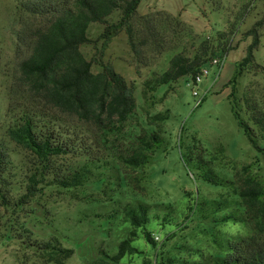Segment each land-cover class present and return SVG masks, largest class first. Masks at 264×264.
Masks as SVG:
<instances>
[{
    "label": "rangeland",
    "instance_id": "obj_1",
    "mask_svg": "<svg viewBox=\"0 0 264 264\" xmlns=\"http://www.w3.org/2000/svg\"><path fill=\"white\" fill-rule=\"evenodd\" d=\"M263 14V0H142L134 19L136 41L139 43L147 36V20L152 21L158 40L149 37L145 45H139V53L134 52L123 31L104 53L100 52L101 45L82 46L88 59H102L135 90L142 119L143 107L147 108L141 96L144 84L164 73L175 55L192 57L205 42L221 50L222 44L229 41L231 50L224 58L222 71L218 74L216 66L209 67L208 77L197 87L191 78L184 77L159 89L158 95L165 96L164 101L148 109L152 115L169 111L170 119L163 127L166 151L156 154L153 165L144 172L133 173L112 160L115 168L103 171L102 183L91 182L73 189L45 187L30 202L15 208L14 204L26 193L25 175L32 156L28 150L10 143L16 175L10 178L9 198L13 205H0V264H53L25 245L28 238L41 243L56 239L64 248L74 249V255L65 264H91L103 251L115 255L120 243L134 232L123 217V208L138 202L152 207L147 230L157 246L148 244L143 229L137 230L132 245L139 254L125 257L126 264H142L146 259L155 262L157 255L179 261L200 260V254L208 257L219 253L212 243L217 231L222 236L243 234L245 228L239 224L216 227L204 217L208 212L203 216L196 208L191 213V206L203 201L209 204L223 191L201 182L195 169L184 161L183 153L187 145L198 143L208 151L212 166L224 177L233 178L247 165H254L264 174V157L253 149L239 128L228 98L231 79L251 43V38L244 34ZM118 18L116 14L111 21ZM28 22L37 25L20 9L18 0H0V137H5L10 87L18 75V64L30 51L20 39ZM103 29V25L93 24L90 38L96 40ZM256 61L264 67V32ZM97 62L93 65L94 73L102 70ZM194 88L200 97H205L198 107ZM238 90L240 97L244 93L252 95L264 107L261 70H245L238 79ZM82 161L71 155L58 159L60 164L74 166ZM136 176L145 178L143 186H137ZM167 210L168 223L163 220Z\"/></svg>",
    "mask_w": 264,
    "mask_h": 264
},
{
    "label": "trees",
    "instance_id": "obj_2",
    "mask_svg": "<svg viewBox=\"0 0 264 264\" xmlns=\"http://www.w3.org/2000/svg\"><path fill=\"white\" fill-rule=\"evenodd\" d=\"M18 2L20 9L37 25L28 22L20 36L22 45L27 44L30 51L18 64V75L10 87L5 137H0V205L3 207L13 205L9 198L10 178L16 173L10 158V143L28 150L32 156L25 175L26 193L14 204L15 208L30 202L45 187L73 189L91 182L102 183L103 171L115 168L112 160L136 174L147 170L156 154L166 151L167 145L163 127L170 119L169 111L152 115L148 109L164 101L165 96L158 95L159 89L184 77L195 80L202 69L213 66L216 58L224 59L231 50L229 41L222 44L221 50L205 42L192 57L183 53L175 55L164 73L144 84L141 96L147 108L143 107L142 119L135 90L127 81L102 59L99 62L88 59L81 51L84 45L97 48L101 45L100 52L104 53L123 31L134 52L139 53V45H145L149 37L158 40L152 21L147 20V36L139 43L136 41L134 19L142 0ZM116 14L118 20L111 21ZM93 24L104 26L96 40L90 38ZM263 32L264 14L244 34L245 38H251V43L231 79L228 98L239 128L253 149L264 157V107L252 95L244 93L240 97L238 90V79L245 70H261L264 74V67L256 61ZM96 62L102 68L99 73L93 72ZM197 145H187L186 153L182 152L184 161L195 169L201 182L223 192L209 204L203 201L191 206V213L198 208L203 216L208 212L204 217L213 226L236 223L245 232L222 236L217 231L212 239L219 251L217 255L200 254V260L192 262L162 259L157 255L155 262L146 259L142 264H264V174L254 165H247L233 178L224 177L212 166L208 151ZM68 155L83 161L77 166L58 162ZM134 181L137 186H143L145 178L136 176ZM151 211V205L145 202L124 207L123 217L134 232L120 243L115 255L103 251L91 264H126L125 257L139 254L132 245L139 229H143L148 244L156 248L157 242L147 230ZM169 219L168 211L163 220L168 223ZM25 245L53 264H65L75 253L56 239L41 243L28 238Z\"/></svg>",
    "mask_w": 264,
    "mask_h": 264
},
{
    "label": "built area",
    "instance_id": "obj_3",
    "mask_svg": "<svg viewBox=\"0 0 264 264\" xmlns=\"http://www.w3.org/2000/svg\"><path fill=\"white\" fill-rule=\"evenodd\" d=\"M225 64V59L223 60H219V59H215L213 60V66H216L218 68V74L222 71V68ZM210 71H209V68H204L201 70V73L196 77L195 80H192V84L194 87H197L200 83H202V81L208 77ZM193 95L197 98H199V100L197 101L196 103V107L200 106L204 100V96L200 97V94H199V91L194 88V91H193ZM156 239L158 240L159 238L156 237Z\"/></svg>",
    "mask_w": 264,
    "mask_h": 264
}]
</instances>
